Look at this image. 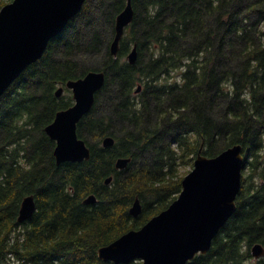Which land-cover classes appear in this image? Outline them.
I'll use <instances>...</instances> for the list:
<instances>
[{
	"label": "trees",
	"instance_id": "obj_1",
	"mask_svg": "<svg viewBox=\"0 0 264 264\" xmlns=\"http://www.w3.org/2000/svg\"><path fill=\"white\" fill-rule=\"evenodd\" d=\"M12 1L0 0V10ZM126 4L87 0L0 99V264H114L99 258L101 247L168 209L200 152L213 158L235 145L247 157L238 210L210 252L188 264H264L251 253L264 246V0H133L135 20L115 58ZM90 54L102 55L98 69L85 65ZM90 71L106 74L96 104L111 89L110 110L79 125L90 159L58 166L45 129L74 100L56 92ZM108 136L112 148L103 147ZM119 158L132 159L124 171ZM29 195L37 211L20 223ZM91 195L98 202L88 206Z\"/></svg>",
	"mask_w": 264,
	"mask_h": 264
},
{
	"label": "water",
	"instance_id": "obj_2",
	"mask_svg": "<svg viewBox=\"0 0 264 264\" xmlns=\"http://www.w3.org/2000/svg\"><path fill=\"white\" fill-rule=\"evenodd\" d=\"M87 0H13L0 10V99L24 71L40 61L51 42L61 35L69 23L84 9ZM135 20L133 0L117 16L111 55L118 57L126 29ZM128 62L138 61L137 46L127 56ZM102 71H90L84 77L70 80L66 88L72 91L74 105L57 113L46 127L47 135L56 142L57 165L83 163L91 157L88 143L79 135V125L96 107L97 96L106 86ZM140 86L136 93L142 92ZM60 87L57 97H62ZM115 138L103 139L104 148H112ZM131 158H119L118 171H124ZM247 157L243 147L235 145L209 158L201 152L194 169L183 179L178 198L139 230H131L98 251L99 258L114 264H188L198 255L210 252L221 229L236 214L237 198L242 188ZM113 178L106 180L110 185ZM98 202L95 195L87 197L88 206ZM137 199L130 214L137 219L142 213ZM37 211L34 195L22 201L19 222L31 219ZM254 259L264 257L260 243L251 248Z\"/></svg>",
	"mask_w": 264,
	"mask_h": 264
},
{
	"label": "rangeland",
	"instance_id": "obj_3",
	"mask_svg": "<svg viewBox=\"0 0 264 264\" xmlns=\"http://www.w3.org/2000/svg\"><path fill=\"white\" fill-rule=\"evenodd\" d=\"M93 4H95V3H93ZM104 23H106V21H100L101 25ZM106 28H107V26H106ZM106 28L104 26V33L106 32ZM83 61H84L85 65H89L91 69H98L99 65L103 61V57H102V55H95L94 56V55L90 54L88 57L83 58ZM108 91H109V93H108ZM108 91L100 95V97L98 99V104H96L97 106L90 116L97 118V117L103 116L104 114H108V112L110 110V108L108 106L109 105L108 98L110 97V93L112 92V90L109 89ZM65 94H66V92H65ZM193 169H194V166H192V165L188 166L183 172V174H185V175H183V177L185 178Z\"/></svg>",
	"mask_w": 264,
	"mask_h": 264
},
{
	"label": "flooded vegetation",
	"instance_id": "obj_4",
	"mask_svg": "<svg viewBox=\"0 0 264 264\" xmlns=\"http://www.w3.org/2000/svg\"><path fill=\"white\" fill-rule=\"evenodd\" d=\"M60 87H64V86H60ZM60 87H59V88H60ZM66 89H67V88H66V86H65V87H64V94H65V92H66ZM67 90H68V89H67ZM69 91H71V90H69ZM64 94H63V95H64ZM71 94H72V91H71ZM72 96H73V94H72ZM60 98H61V97H60ZM73 105H74V104H73ZM73 105H72V106H73Z\"/></svg>",
	"mask_w": 264,
	"mask_h": 264
}]
</instances>
